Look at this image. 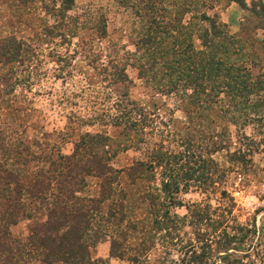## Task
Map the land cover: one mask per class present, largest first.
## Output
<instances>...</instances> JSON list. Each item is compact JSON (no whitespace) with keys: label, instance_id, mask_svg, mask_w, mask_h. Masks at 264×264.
Masks as SVG:
<instances>
[{"label":"trees","instance_id":"1","mask_svg":"<svg viewBox=\"0 0 264 264\" xmlns=\"http://www.w3.org/2000/svg\"><path fill=\"white\" fill-rule=\"evenodd\" d=\"M46 1L14 0L13 4L17 12L15 21L26 26L39 43L58 38L60 43L68 45L82 29L93 30L100 39L105 37L101 15H68L72 0ZM167 2L121 0L120 5L132 11L128 27L131 35L135 34V50L129 56L135 62L139 78L161 95L175 96L185 108V122L177 133L176 147L157 144L142 152V157L125 169L113 168L111 162L118 154L139 150L153 130L150 127L152 119L143 113L144 110L137 106L134 108V102L123 104L121 100L115 105L116 112L111 120L106 117L107 120L103 121L102 114L98 118L103 122L102 126L109 124L119 129L114 137L105 131L81 134L70 154L46 160L48 168L37 170L29 188H23L17 175L0 164V264H26L32 259L44 264H96L88 251L90 238H98L100 231L96 228L98 230L94 232L97 233L90 235L94 233L89 228L96 216L103 226L112 222L118 228L129 225L133 228L126 215V196L118 184L121 173L131 185L137 180L143 182L145 188L140 199L151 208L148 215L159 223L169 222L173 228L172 225L178 221L177 215L169 214L166 206L153 203V200L159 198L155 192L165 191L170 195L178 192L176 173L180 172L178 178L182 181L202 186L208 183L216 190L215 187L223 182L225 171L231 167L246 169L251 164V156L261 151V147L264 149V60L245 52L246 39L242 37L245 25L239 34L230 35L225 24L200 12L194 19L205 26L197 27V34H193L195 23L183 20L188 4L184 3L185 8L179 10L178 5L174 9L173 4L167 5ZM228 2L244 8L243 0ZM194 4L204 6L198 1ZM252 8L253 14L264 22V0H259ZM48 18L52 20L49 24ZM193 35L199 41V49L192 45ZM64 55L57 57L58 64L65 63L63 68L68 66ZM36 57V47L14 34L0 39V82L2 88H6L4 95L12 92L15 81L29 84ZM83 61L97 69L94 57L86 56ZM110 62L114 64L111 59ZM112 77L114 82L120 83L126 79L122 71H115ZM230 128H233L232 134ZM44 138L49 139L47 135ZM201 142L204 145H200ZM17 145L18 148L12 152L16 155L13 159L38 162L41 160V147L46 144L22 139ZM221 151L228 157L226 168L220 167L213 159L205 160V156ZM173 171L175 176H170ZM157 174L167 178L165 183L161 179L158 181V188L155 184ZM86 178L98 180L97 197L77 195ZM150 192L152 194L149 195ZM24 194L40 203L43 200L48 206L41 225L30 232L25 242L16 244L9 235V227L22 214ZM219 194L216 207L202 203L187 206V224L194 229L200 244L193 246L188 243L181 247V263H254V254L249 253L256 246H251L254 226L251 225V229L230 228L229 222L235 221L231 213L234 201L223 190ZM106 201L109 204L103 213L100 207ZM173 205L180 206L178 201ZM202 227L205 230H200ZM228 229L233 233L227 232ZM123 233L124 230L118 233L120 239ZM246 241V250L238 254V246ZM121 249L122 245L116 238L110 239V257L121 258L125 251ZM130 264L141 263L132 258Z\"/></svg>","mask_w":264,"mask_h":264},{"label":"rangeland","instance_id":"2","mask_svg":"<svg viewBox=\"0 0 264 264\" xmlns=\"http://www.w3.org/2000/svg\"><path fill=\"white\" fill-rule=\"evenodd\" d=\"M116 1L72 0L71 10L67 14L79 17L87 14L101 15L106 34L100 39L93 30L82 29L67 45L66 42L60 43L58 38L48 43H39L26 26L15 21L14 15L17 12L13 5L14 0H0V39L12 33L26 43H32L37 49V57L32 64L34 70L28 85L20 83L17 75H14L18 81L12 85V92L4 95L3 91L6 88L3 89L0 82V164L17 175L23 188L32 185L38 169L48 168L49 163L46 161L48 158L54 160L59 155L70 154L73 144L81 134L105 131L107 135L114 137L119 129L109 124L102 126L103 122L98 118L102 114L103 121L107 120L106 117L111 120L116 112L115 105L121 100L123 104L128 101L134 102L132 105L134 108L137 106L144 110L143 113L152 119L150 127L153 130L146 136V143L139 150L118 154L111 162L113 168L125 169L133 161L141 158L142 152L157 144L176 147L177 133L181 131L185 122V108L175 96L161 95L154 87L145 85L144 79L139 78L135 62L129 56L135 50L133 46L135 34L131 35V28L128 27L132 11L122 7L121 0ZM168 1L167 5L173 4L174 9L178 5L179 10L188 4L187 14L183 20L195 23L193 34H197L195 30L197 27L205 26L194 19L200 12L207 17H215L218 22L225 24L230 35L239 34L240 28L245 25L242 32V37L246 39L245 52L253 54L256 59L264 60V22L253 14L252 8V5L259 0H243L244 8L228 0ZM193 1L203 3L204 6L196 5V8ZM51 21L48 18V24ZM193 37L191 36L192 45L194 49H199V41ZM58 55H64L67 67L63 68L65 63L58 64ZM86 56L96 59L97 69L86 65L83 61ZM108 61L110 64H107ZM60 67L62 69L59 71ZM115 71L123 72L126 77L124 82H114L112 74ZM229 132L232 134L233 128H230ZM46 135L49 138L47 140L44 138ZM22 139L37 140L46 144L41 147L40 161L23 162L20 159H13L16 155L14 156L12 152L18 148L17 144ZM200 145H204L203 142ZM46 146L48 149H45ZM262 148L251 156V164L246 169L231 167L228 172L225 171L223 182L215 187L216 190L208 183L202 186L182 181L178 178L180 172L176 173L178 192L174 195L166 194L165 191L155 192L159 198L153 200V203L166 206L169 214L177 215L178 221L172 225L173 228L169 222L162 224L148 215L151 208L146 205V201L140 199L142 189L145 188L143 182L137 180L131 185L124 173H121L118 184L126 196V215L133 228H129L130 225L127 228L124 226L118 228V225L112 222V225L103 226L96 216L92 227L89 226L93 232L98 230L96 228H100L98 238L95 236L89 240L88 251L91 260H96V264H130L133 258L141 264H183L180 262L183 255L181 247L188 243L193 246L200 244L197 243L194 229L187 224L185 218L187 206L202 203L216 207L219 193L223 190L234 201L231 213L235 221L229 222V227L240 226L251 229L254 226L251 246L256 245L252 251L256 249L257 252L249 253L254 254L253 264H264V149ZM209 159L218 162L222 168H226L229 164L224 151L205 156L206 161ZM206 166L210 167L208 164ZM170 176H175V171ZM155 178L156 188L160 179L163 183L167 179L159 174ZM79 187L77 195L80 197L89 198L98 195V180L95 178H86L83 186ZM22 200V214L18 221L9 227V235L16 244L25 242L30 232L41 225L45 219V208L48 206L43 200L40 203L26 194L23 195ZM177 201L180 206L173 205V202ZM108 204L109 201H106L100 207L103 213ZM122 230L124 233L120 239L118 233ZM200 230L203 231L205 228L202 227ZM227 232L233 233L231 229ZM95 233L97 232H91L90 235L93 236ZM115 238L125 250L121 258L109 256L110 239ZM247 243L246 241L239 245V251L236 252L238 254L244 252ZM26 264L44 263L32 259Z\"/></svg>","mask_w":264,"mask_h":264}]
</instances>
